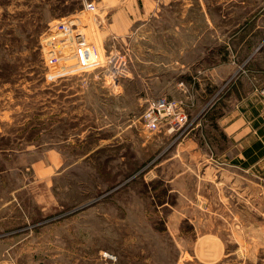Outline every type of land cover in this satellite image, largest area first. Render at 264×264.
Here are the masks:
<instances>
[{
	"label": "rangeland",
	"instance_id": "1",
	"mask_svg": "<svg viewBox=\"0 0 264 264\" xmlns=\"http://www.w3.org/2000/svg\"><path fill=\"white\" fill-rule=\"evenodd\" d=\"M233 1L171 0L121 36L101 0H0V264H264V158L215 126L264 117V2ZM66 16L119 57L54 77ZM158 96L178 129L143 124Z\"/></svg>",
	"mask_w": 264,
	"mask_h": 264
},
{
	"label": "built area",
	"instance_id": "2",
	"mask_svg": "<svg viewBox=\"0 0 264 264\" xmlns=\"http://www.w3.org/2000/svg\"><path fill=\"white\" fill-rule=\"evenodd\" d=\"M83 7L84 11L92 12L95 10V3L93 1H85ZM71 18L72 16L61 18L55 24L54 29L56 32L47 36L46 39L48 40L46 45H49L50 48H55V52L45 59L47 65L54 66L57 64L60 54L67 56L64 59H70L69 55H72L76 61L73 65L64 66L62 69L57 68L54 77L74 73V70L90 69L94 66H99L98 63L103 61L111 63L115 57H119L116 56L117 53L103 52L104 49L101 44L98 45L87 40L85 34L77 29ZM62 50L65 53H62ZM71 66H74L75 69L68 71ZM185 117L177 101L168 99L165 96L149 99L142 113L143 124L151 129L162 122H169L172 124V129L174 127L178 129L184 123Z\"/></svg>",
	"mask_w": 264,
	"mask_h": 264
},
{
	"label": "crops",
	"instance_id": "3",
	"mask_svg": "<svg viewBox=\"0 0 264 264\" xmlns=\"http://www.w3.org/2000/svg\"><path fill=\"white\" fill-rule=\"evenodd\" d=\"M101 1L104 2V11H105L104 13L109 11V16L107 18L109 19L108 26H110L111 30H119L121 36L123 35L128 36L131 30L133 29V28L131 29V27L134 21L146 19L147 17L153 15L155 11L159 9V6L161 7L162 5L169 4L171 0H101ZM225 1L226 2L232 1V4H234L233 0H225ZM125 6L127 7L126 9ZM130 15H133V17H135V20H131ZM144 22L143 23L141 22L142 23L141 25H146V23ZM240 24L241 27H239V24L235 26V30L237 29L236 34H239L241 30H245V29L249 30V28H251V30H256L257 28L255 23L254 24L250 23V21H244L241 22ZM184 26L187 27L188 23H185ZM154 77L158 78L160 76L155 75ZM251 102L252 101H249L248 105L246 104L243 107H241L242 105H238V107L236 106V109H233V111H236L235 115L233 112V114L227 119L225 116H221L220 118H218L219 120L218 119L215 120V126L217 127V129H219V132L222 133L221 135L226 136V139L230 138L233 146L237 145V152L235 157H238L241 153V150L239 149L238 145L240 144L241 136L246 135L245 133L252 132L256 135L254 136L255 137L254 139H259V137H257L256 128L252 126L253 122L255 121V114H253V118H252L253 121H247V122L243 121V123H241V116H243L241 112L245 111V109L243 110L241 108H245V106L246 107L248 106L250 109L252 108V110H255L258 113L257 115L261 117L260 114L261 112L257 111V108L254 107V105H252ZM262 107L264 109V104ZM242 127L244 128L247 127V129L243 135H240V131ZM249 144H250L249 142L247 143V145L245 144V147L248 146ZM261 158H264V155L261 156L258 160H260ZM257 161L255 163H257Z\"/></svg>",
	"mask_w": 264,
	"mask_h": 264
},
{
	"label": "trees",
	"instance_id": "4",
	"mask_svg": "<svg viewBox=\"0 0 264 264\" xmlns=\"http://www.w3.org/2000/svg\"><path fill=\"white\" fill-rule=\"evenodd\" d=\"M253 112L255 114V121L253 122L252 126L256 128L257 137H259V139L252 140L248 146L241 150V153L244 157V165L254 164L261 156L264 155V119L258 116L256 111ZM211 119L214 120L215 118Z\"/></svg>",
	"mask_w": 264,
	"mask_h": 264
}]
</instances>
